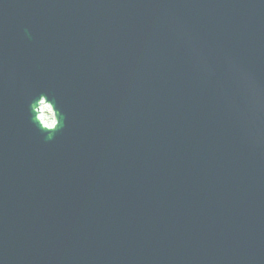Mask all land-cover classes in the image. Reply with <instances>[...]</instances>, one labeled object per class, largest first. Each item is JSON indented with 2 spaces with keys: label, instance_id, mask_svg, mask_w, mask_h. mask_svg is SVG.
Returning a JSON list of instances; mask_svg holds the SVG:
<instances>
[{
  "label": "water",
  "instance_id": "obj_1",
  "mask_svg": "<svg viewBox=\"0 0 264 264\" xmlns=\"http://www.w3.org/2000/svg\"><path fill=\"white\" fill-rule=\"evenodd\" d=\"M0 264H264V0H0Z\"/></svg>",
  "mask_w": 264,
  "mask_h": 264
},
{
  "label": "clouds",
  "instance_id": "obj_2",
  "mask_svg": "<svg viewBox=\"0 0 264 264\" xmlns=\"http://www.w3.org/2000/svg\"><path fill=\"white\" fill-rule=\"evenodd\" d=\"M29 109L30 119L38 125L41 131L49 134L55 132L57 127L60 126L61 120L64 119L63 113L59 112L54 103L45 94H40L39 99H35L34 103L30 102ZM46 139L50 140L52 136L48 135Z\"/></svg>",
  "mask_w": 264,
  "mask_h": 264
}]
</instances>
